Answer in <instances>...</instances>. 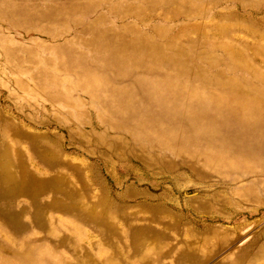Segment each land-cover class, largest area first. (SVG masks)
Masks as SVG:
<instances>
[{"label":"rangeland","instance_id":"rangeland-1","mask_svg":"<svg viewBox=\"0 0 264 264\" xmlns=\"http://www.w3.org/2000/svg\"><path fill=\"white\" fill-rule=\"evenodd\" d=\"M114 250L264 264V0H0V264Z\"/></svg>","mask_w":264,"mask_h":264},{"label":"crops","instance_id":"crops-1","mask_svg":"<svg viewBox=\"0 0 264 264\" xmlns=\"http://www.w3.org/2000/svg\"><path fill=\"white\" fill-rule=\"evenodd\" d=\"M110 247L114 248L115 246L113 243H109ZM114 255H108L103 258L97 259L91 256H75L76 260L81 264H160L156 260H146L145 256H140L139 252L136 251V253L139 255L137 257L133 258H127L123 257L122 255H119L118 250L112 251ZM131 259V261H130Z\"/></svg>","mask_w":264,"mask_h":264}]
</instances>
